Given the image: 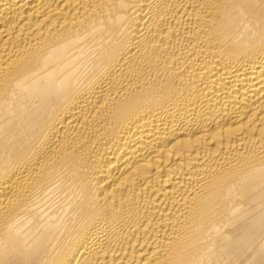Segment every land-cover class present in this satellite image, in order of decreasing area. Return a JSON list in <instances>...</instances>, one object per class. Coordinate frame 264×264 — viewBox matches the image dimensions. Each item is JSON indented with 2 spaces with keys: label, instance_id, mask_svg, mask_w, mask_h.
I'll return each mask as SVG.
<instances>
[{
  "label": "bare ground",
  "instance_id": "obj_1",
  "mask_svg": "<svg viewBox=\"0 0 264 264\" xmlns=\"http://www.w3.org/2000/svg\"><path fill=\"white\" fill-rule=\"evenodd\" d=\"M0 264H264V0H0Z\"/></svg>",
  "mask_w": 264,
  "mask_h": 264
}]
</instances>
